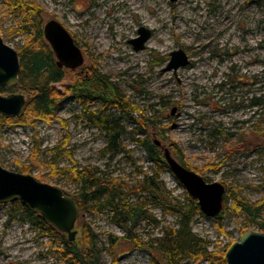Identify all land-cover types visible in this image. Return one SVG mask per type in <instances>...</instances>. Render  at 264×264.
I'll use <instances>...</instances> for the list:
<instances>
[{"label": "rangeland", "instance_id": "374dc122", "mask_svg": "<svg viewBox=\"0 0 264 264\" xmlns=\"http://www.w3.org/2000/svg\"><path fill=\"white\" fill-rule=\"evenodd\" d=\"M31 1L42 10L43 24L49 20L62 24L84 57L82 67L65 69L56 88L64 90L94 67L128 96L130 107L127 113L108 111L116 119L115 147L122 151L118 154L106 132L77 118L81 106L70 98L49 122L1 125L2 167L20 171L19 166H30L27 174L70 196L76 191L69 181L72 170L87 169L110 185L127 183L132 189L141 173H157L158 182L173 198L190 205L170 171L147 163L145 152L134 142L143 128L151 142L160 143L161 153L167 148L174 157L178 149L177 161L207 182L222 184L226 194L235 191L251 202L264 201V0ZM20 21L0 0V35L19 28ZM222 21L229 22L227 27L214 34ZM140 27L150 30L151 37L143 50L134 51L129 41ZM8 38L6 44L16 49L26 33ZM177 49L186 53L188 65L165 72L170 52ZM50 166L69 169L68 177L53 174ZM229 199L218 222L200 213L189 224L191 232L207 242L208 251L229 247L243 232L256 230L236 217ZM137 200L142 201L131 196L130 203ZM143 211L145 218L135 229L137 246L124 240V232L106 211L82 213L79 227L89 226L97 235L100 264H160L159 255L138 245L160 238L166 227L177 228V217L148 201ZM110 236L116 239L113 245ZM59 248L47 229L31 225L10 204L0 207V264H72ZM180 264L218 263L202 259Z\"/></svg>", "mask_w": 264, "mask_h": 264}, {"label": "trees", "instance_id": "16d2710c", "mask_svg": "<svg viewBox=\"0 0 264 264\" xmlns=\"http://www.w3.org/2000/svg\"><path fill=\"white\" fill-rule=\"evenodd\" d=\"M2 2L3 8L8 10L9 15L21 17L19 28L8 29V34L6 32V36L2 37L3 40L9 39L8 37L17 33H26V38L15 49L20 63L18 83L11 88H1L0 92L2 94L21 93L25 96L26 101L19 117L0 115V126L31 127L38 121L49 122L57 116L61 106L70 98L81 106L82 114L77 118L84 119L88 125L106 132L110 138L111 148L117 154L122 152L115 147L118 132L114 129L113 122H116V119L112 118L114 117L113 114H108V111L116 109V111L127 113L129 109L127 111L126 109L130 107L128 96H125L115 83L94 67L77 78L74 84L65 85L64 90L57 89L56 85L65 78V69L57 68L54 54L43 38L42 10L31 0H2ZM95 104H98L100 108L92 109L91 106ZM119 118L117 117V119ZM136 135H139L140 138L135 139L134 142L145 152L147 163L160 170L169 171L163 153L159 151V147L155 145L154 141H150L145 130L143 128L138 129ZM34 153L33 149L30 157V160L31 158L34 159L33 165L37 164ZM179 154L181 152L175 148L174 158H177ZM178 162L185 168L193 170L180 160ZM19 167L21 170L14 172L22 174L29 172L30 166L22 165ZM50 167L53 174L68 177L69 169ZM74 171L72 170L73 174L69 177V181L76 185V191L72 197L77 202L79 217L87 211L94 213L106 211L110 215V221L124 232V240L136 245L138 243V237L135 234L136 224L140 219L145 218L143 208L148 201L157 207H162L167 215L176 216L177 228L166 227L163 229L160 238L147 241L145 246L139 243L138 249L146 250L152 256L153 253L159 255L160 264H180L184 260L198 261L202 259L226 264L225 252L228 246L217 252L208 251L207 242L198 239L189 228L194 216L201 213L196 200L185 193L190 203V205L185 206L184 203L173 198L158 182L157 173H150L149 175L141 173L139 175L142 177L141 181H138L137 185L134 186L135 188L132 189L127 183H122L121 186L110 185L109 182L98 178L95 173L88 172L87 169L82 172ZM35 178L43 182L41 178ZM136 195L142 201L137 200L130 203L131 196L136 197ZM228 198H230V210L237 218L242 219L246 228H255L259 232H264V201L251 202L242 198L239 193L231 191L228 194L225 192L223 206ZM8 204L31 225L47 229L50 235H55V240L60 247L58 251L64 257L69 258L72 264H100L98 250L95 246L97 235L89 226L82 225L79 227V218L76 224L75 241L68 242L64 234L45 223L29 207L23 206L17 201ZM3 205L0 204V207ZM221 218L222 212L214 219L218 222ZM115 241L116 239L110 236L112 245Z\"/></svg>", "mask_w": 264, "mask_h": 264}, {"label": "water", "instance_id": "95a60500", "mask_svg": "<svg viewBox=\"0 0 264 264\" xmlns=\"http://www.w3.org/2000/svg\"><path fill=\"white\" fill-rule=\"evenodd\" d=\"M174 2L175 0H170ZM43 38L55 57L57 68L76 70L82 67L84 57L70 33L56 20L43 25ZM151 37L150 30L140 27L137 37L129 43L134 51L144 49ZM169 62L164 71L175 72L189 63L182 49L169 54ZM20 63L17 51L6 44L0 35V89L11 88L18 83ZM26 98L21 93L2 94L0 92V115L19 117ZM174 110L171 111L173 114ZM160 146L158 141H154ZM163 156L170 173L182 185L185 192L196 200L199 210L206 217L214 219L223 209L225 188L218 182H207L196 172L182 166L167 148ZM19 202L35 211L41 219L64 234L68 242H74L79 218V208L75 198L60 188L42 182L30 174L8 170L0 165V204ZM226 264H264V233L250 229L243 232L237 242L225 252Z\"/></svg>", "mask_w": 264, "mask_h": 264}, {"label": "bare ground", "instance_id": "6f19581e", "mask_svg": "<svg viewBox=\"0 0 264 264\" xmlns=\"http://www.w3.org/2000/svg\"><path fill=\"white\" fill-rule=\"evenodd\" d=\"M228 23L229 22L222 21L217 27H215V29H213L214 34H217L218 32L224 30L227 27ZM226 36L227 34L225 35V37ZM214 42L216 43L217 41Z\"/></svg>", "mask_w": 264, "mask_h": 264}]
</instances>
